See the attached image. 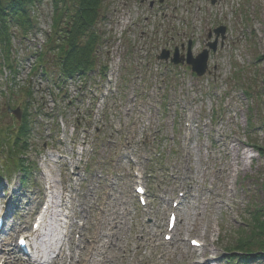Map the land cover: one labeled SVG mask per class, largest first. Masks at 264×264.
<instances>
[{"label": "rangeland", "instance_id": "rangeland-1", "mask_svg": "<svg viewBox=\"0 0 264 264\" xmlns=\"http://www.w3.org/2000/svg\"><path fill=\"white\" fill-rule=\"evenodd\" d=\"M50 1L45 0L39 7L49 16L52 12ZM189 1L165 0L169 5L168 11L159 13L154 18L153 12L147 11V6L138 7L139 0H104L101 8L103 21L100 20L96 26L105 40L103 46L111 52L108 65L112 72L116 75V69L119 71L122 66L124 72L135 76L134 80L124 82L127 90H120V95L130 96L132 88L136 92H142L140 98L138 94L136 96L142 103L143 115L138 119V124L133 127L130 124L125 126L124 136L137 153L144 148L142 156L150 158H140L142 161L135 164L146 175H150L147 184L150 185L151 198L147 207H137L132 195L129 197L131 166L121 163V166L125 165L126 172L125 167L120 169V164L115 166L113 157L120 149L119 141L122 136L113 133L115 129L112 132L105 129L97 135L96 152L81 164L82 168L86 167V172L79 179L81 185L75 187L68 173L65 178L63 165L59 166L63 161H57L54 156V151L59 148L60 132L54 127L45 130L38 124V119L37 123L34 119L29 138L30 149L26 157L35 163V167L23 184L19 182L20 172L11 171V176L5 178L10 182L9 188L18 186L20 189L21 201L18 206L22 209L16 217L25 222L19 228L22 235L30 232V222L41 206V172L48 171L54 181L63 173V179L69 187L67 190L71 191L66 194L80 198L82 203L86 202L85 220L79 210L73 209L68 213L74 219L72 231L79 232L76 225L78 222L84 221L85 228L81 230L83 237L77 248L73 240L67 243L69 248H62L68 249L65 264H133L139 260V264H187L193 251L186 242L187 237H200L206 247L213 242L209 248L215 264H241L229 258L228 254L237 246V241L251 244L249 247L242 245L247 251L254 252L244 258L249 259L248 264H264L263 260L258 259L259 255L255 254L253 244L257 239L251 232L256 218L264 220V156L260 157L255 152L256 147L264 151V0H259L257 4L254 0H215L213 5L212 0H192L193 5L195 4L193 12V8L188 5ZM239 1L240 7L236 8ZM232 9L237 11L234 13ZM215 10H219V13L223 11L224 16L219 25L226 27L227 37L223 46H217L216 56L209 57V78L189 75L185 67L170 70L169 65L160 63L157 59L150 58L149 61L148 54L150 57L158 56L162 49L170 50L174 47L173 44L178 45L183 40L185 42L186 34L190 33L192 27L196 36L204 38L205 31L216 25ZM147 13H151L150 18H147ZM190 15L194 17V25ZM170 17H177L176 21L172 20L176 31L173 42L168 35L172 30L167 28V24L171 23ZM183 19L188 24L186 29ZM40 22L45 23L44 20ZM248 26L254 29L251 41ZM12 46H19L16 37ZM201 48L193 46V54H198ZM131 50L134 52L129 57ZM166 65L167 68L164 67ZM21 80L18 79L19 82ZM159 88L163 89L162 93ZM185 96L191 99L194 119L192 140L187 146L190 156L186 157L188 170L180 167V152L184 143L181 109ZM7 99L2 92L0 143L1 138L7 134L5 130L16 125L13 117L6 112ZM16 100L15 107L19 105L22 96L20 98L17 95ZM122 102L126 103V98ZM215 113H218V117ZM66 120L69 127L76 125L72 119L71 122L68 117ZM212 129L219 134L217 145L211 143ZM15 130H12L13 135ZM138 131L141 133L133 137ZM10 133L11 130L8 135ZM49 133L57 141L54 146L55 142L48 136ZM13 135L8 137L14 139ZM74 137L75 134L72 135L70 144ZM4 139H7V145L4 148L0 146V173L6 169L2 168L5 166V152H8L7 148H11L13 142L8 138ZM88 141L94 142V139L88 138ZM45 147L49 150L47 154ZM229 147H234L240 154L246 153L251 158L244 162H240L239 158L234 160ZM115 169L117 176L109 174ZM170 172L176 173L179 181L191 184L190 193H186L187 198L191 195V199L183 201L175 228L177 240H182L174 244L163 240L167 213L171 210L170 200L176 196V191L173 190L175 183L168 177ZM101 176L107 179L102 180ZM5 182H0V186ZM159 190L163 191L158 193ZM158 195L167 198L168 203L158 201ZM219 206L223 207L222 210H219ZM229 206L230 209L227 208ZM24 213L29 214L27 216ZM58 218L57 216L56 219ZM56 219L53 222L61 224ZM148 219L156 224L151 229L147 226ZM118 221L127 226L121 229ZM54 235L58 240L54 245H58L61 236L57 234V230ZM9 243L2 247L0 257L7 256L4 253L11 250L12 245L14 247V243ZM204 260L206 259H202Z\"/></svg>", "mask_w": 264, "mask_h": 264}, {"label": "trees", "instance_id": "trees-1", "mask_svg": "<svg viewBox=\"0 0 264 264\" xmlns=\"http://www.w3.org/2000/svg\"><path fill=\"white\" fill-rule=\"evenodd\" d=\"M35 1L39 0H0V42L3 46H9L11 40L9 29L12 22L20 28L22 34L27 31L26 26L30 24L27 7L33 5ZM53 5L54 27L49 46L54 50L55 59L61 70L66 74H73L90 68L94 61V52L100 45L95 25L101 17L103 0H53ZM24 124L27 129L26 123ZM25 133L26 130L21 129L18 135L22 137ZM14 144H17V139ZM19 151L22 152L21 149ZM262 211L264 218V207ZM258 219L256 218L252 224L251 232L257 239L253 246L256 248L255 253L259 255L258 259L264 260V220ZM242 245L251 246L248 242L237 241L234 249L254 253L242 248Z\"/></svg>", "mask_w": 264, "mask_h": 264}, {"label": "bare ground", "instance_id": "bare-ground-1", "mask_svg": "<svg viewBox=\"0 0 264 264\" xmlns=\"http://www.w3.org/2000/svg\"><path fill=\"white\" fill-rule=\"evenodd\" d=\"M229 148H231V147H229ZM231 151H232V155H233V159L234 160L237 159V158H239L240 162H244L245 159H247V157H249L247 154H244V153L240 154V152L236 148H234V147L231 148ZM47 182H48V185L52 184V185H50L52 187H51L50 193L47 195V197H48V201H47V203H48L47 212H45L44 215H43L42 223H44V224L41 223L40 229L42 227L47 228V230L51 234H53L56 231L57 225L54 224V223L53 224L52 223H47L48 222L47 219H48L49 216H54L58 210L55 209V208L52 209L53 208V204H54V200H55V194L53 193V188H55V186L53 185V181L51 179H48ZM220 209H221V207H219V210ZM7 214H5V216ZM28 214L29 213H24V215H27V216H28ZM5 216H3V218ZM30 216H31V214H30ZM30 216H29V218H30ZM21 220L22 219L16 217V221L13 223V225H11L9 227L10 232L11 231H14L13 233H15L17 231L18 222H20V224H22V225L25 223L23 220L22 221ZM188 226H190V224H188ZM58 227L60 229H63V227H61V226H58ZM40 229L37 230V231H34L33 232L34 234L32 232H30L28 234V237H29V241H28V243H29L28 246L29 247L28 248L30 249V253L27 254V263L28 264H36V262L38 260H42V263L41 264H47L46 261L43 259L44 255H46L47 258H48L53 253V250L56 249L55 246H54V244H53L54 242H52V240L50 239V237L47 240L43 241V242H41L40 240H38L40 238V234H39ZM10 237H12V236L9 235V238H7V239H2L1 238L0 239V242L3 241V243H6V242H8V239L10 240ZM46 241H48V243H45ZM3 243H0V249H1ZM15 249L16 248L14 247L13 250H15ZM60 250H61V248H59V251ZM203 250H204L203 251V253H204L203 256L204 255H207L208 256L209 255V252L206 251L207 248L204 247ZM19 252H21V251H19ZM10 254H12V253H8L7 258L10 256ZM5 262H8V261H5Z\"/></svg>", "mask_w": 264, "mask_h": 264}, {"label": "water", "instance_id": "water-1", "mask_svg": "<svg viewBox=\"0 0 264 264\" xmlns=\"http://www.w3.org/2000/svg\"><path fill=\"white\" fill-rule=\"evenodd\" d=\"M215 35H221L223 36L224 34V28H219L214 31ZM211 35H209L210 38ZM209 48H211L213 51H215L216 48V42L209 44ZM207 57L208 53L207 51H204L202 54L197 56L196 58H193L190 52V46L187 51V58H186V63L191 67V70L197 75L201 76L204 74L206 70V63H207ZM168 58V53L163 52L162 55L160 56V59H167ZM174 64H179L183 62V58L178 57L177 51L174 53V58L172 60ZM14 114H17V112H14ZM19 117V115H17Z\"/></svg>", "mask_w": 264, "mask_h": 264}]
</instances>
